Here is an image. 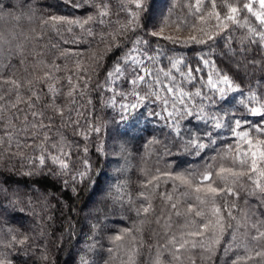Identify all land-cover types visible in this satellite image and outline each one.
<instances>
[{"label":"snow or ice","instance_id":"obj_1","mask_svg":"<svg viewBox=\"0 0 264 264\" xmlns=\"http://www.w3.org/2000/svg\"><path fill=\"white\" fill-rule=\"evenodd\" d=\"M67 3L75 8L88 5L89 14L38 15L33 0H18L21 13L13 17L15 28L0 32V168L14 172L15 163L9 167L6 161L21 162L22 167L26 163L28 170L22 175L55 177L65 188L70 182L90 180L87 143L82 148V170L77 169L80 145L70 141L66 132L71 129L84 141L100 133L98 125L84 120L85 106L80 103L96 80L98 94L111 93V106L119 104L122 112L145 103L161 108L151 114L164 121L161 131L167 129L168 139L154 138L150 145L162 144L169 155L182 146L185 153L200 159L209 150L216 153L203 171L160 173L142 185L151 193L138 194L143 201L136 208L140 224L154 220L165 229L154 264H162V254L171 258L170 264H184L186 255L197 264L198 253L207 254L208 260L219 259L218 250L228 258L225 264H264V0H170L159 18L149 0ZM6 7L11 6L0 4V19ZM25 22H38V28L26 30ZM163 42L186 48L207 45L211 50L198 51L193 63L185 56L168 55ZM66 45L88 47L80 51ZM59 60H70L74 67ZM101 75L103 81L98 80ZM233 101L238 107L226 110L224 106ZM225 130L231 142L225 141L226 147L218 150ZM161 176L173 182V191L158 193L164 207L157 215L152 195ZM0 177H4L0 196L7 199L5 185L19 181H12L4 171ZM190 192L196 194V203ZM19 194L18 188L12 190L13 196ZM108 197L113 206L135 203L123 185L114 186ZM38 199L48 207L47 194ZM173 216L184 221L178 233L172 231ZM135 232L124 228L111 237L116 248H122L127 237L132 239L121 264H136L145 247L146 241L137 240ZM30 241L28 235L19 237L16 230L0 225V247L8 250L0 251V264H14L10 250L31 247ZM94 247L87 246L80 264H94L88 258ZM108 251L118 258L114 248ZM42 259L47 261V255Z\"/></svg>","mask_w":264,"mask_h":264},{"label":"trees","instance_id":"obj_2","mask_svg":"<svg viewBox=\"0 0 264 264\" xmlns=\"http://www.w3.org/2000/svg\"><path fill=\"white\" fill-rule=\"evenodd\" d=\"M154 3V10L157 18L161 12H167L170 0H149ZM2 5H10L3 9L4 18L0 19V32L7 34L12 31L16 22L14 16L21 13V9L16 7L18 0H0ZM34 6L39 14L64 15L69 17H83L89 14L88 5L75 8L67 3V0H33ZM26 10V9H25ZM37 27L38 22L28 25L25 22L26 30L30 27ZM78 31V30H77ZM167 34V33H166ZM167 49L170 51L168 55L185 56L188 60L195 63V57L198 51L209 52L211 49L207 45H196L191 48L173 45L167 42ZM223 40L219 41L223 47ZM65 47L73 48L80 51H86L87 45H81L79 48L75 45H66ZM96 47L95 43L92 45ZM215 47V46H213ZM219 52V49H216ZM117 52L116 55H120ZM116 57L107 61L111 63ZM219 59L218 55L213 56ZM51 59V57H49ZM61 65L67 63L70 68L74 67L72 62L59 60ZM163 63L167 64V59H163ZM61 76L64 73H60ZM260 75L259 72L256 74ZM104 76L98 77L99 81H103ZM94 80L90 85V90L81 100L80 103L85 107L84 120L90 121L98 125L101 129L99 134L93 133L88 141H84L79 135H75L71 129H68L66 136L70 141L80 145L79 156L76 157V168L82 170V159L84 153L83 146L87 143L89 148L87 159L92 165L90 171V180L84 183L71 182L65 188L59 183L55 177L45 176H29L26 177L22 173L28 170V165L21 162L12 161L5 162L7 166L15 163L16 171L8 172L7 167L0 168L5 175H10L12 181L5 185L8 189V198L0 196V225H5L13 230L19 237L28 235L31 238V247L26 246L23 249L10 250V257H14V264H80V257L85 254L88 245H95L93 250L88 253V258L94 264H121V259H127V253L131 250L132 239L127 237L122 242V248H116L112 243L111 237L120 233L122 229L142 228L141 232H135L137 240L146 241L145 247L140 249V255L136 258V264H154L157 255V249L161 243H164V227L157 225L154 220L149 223L145 221L140 224V217L136 215V208L143 202L138 199V194L142 191L151 193V189H144L142 185L153 176L160 173L185 172V171H203L206 161L216 153L207 151L204 159H200L194 155H188L183 151L182 146L171 150V155L167 154L162 144H152L149 142L154 138L164 142L168 139L166 136L167 129L164 128V121L153 116V111L160 112L161 108L152 103H145L136 110L122 112L119 104L112 107L110 99L112 94L105 93L102 97L95 90ZM255 84V80H253ZM247 83L245 88L249 87ZM128 89L125 88V91ZM235 95V94H233ZM92 100V104L88 105V100ZM119 101L120 98L117 97ZM126 102V101H121ZM107 104V106H106ZM226 110H231L238 105L235 101L224 106ZM240 113H237L239 116ZM250 119L258 120V117H250ZM84 121H82L83 123ZM193 123H197L193 121ZM186 129L191 130V125H185ZM223 140L218 141V150L226 147L225 141L228 134L223 131ZM123 146L124 151H121ZM102 151H97V148ZM74 155L76 149H73ZM4 177H0L2 180ZM161 176L159 188L156 194L152 195L153 204L160 214L164 202L160 199L158 193L172 192L173 182ZM123 185L124 191L127 192L132 201L135 203H126L124 205L116 204L113 206L108 197L110 191H114V186ZM75 187L76 191H73ZM19 189V197L12 195V190ZM188 191L181 189V192ZM47 194L46 201L48 207L44 208L43 203L38 199L41 195ZM195 193L190 192V199L195 201ZM96 197L98 200L94 205L89 203ZM31 198V203L29 199ZM128 199V197H126ZM249 201L253 198L248 197ZM243 207V200L240 202ZM253 207H256L253 204ZM91 209V212H88ZM184 209H181L183 211ZM264 211V208L261 209ZM168 213L165 212V215ZM172 231L178 233L184 224L183 219L172 217ZM10 239V234L8 236ZM151 245V248H149ZM114 248L118 258L114 259L108 249ZM0 251H8L0 247ZM163 253V250H161ZM47 255L48 260L42 259ZM207 254L198 253L196 256L197 264H225L227 257L224 256L222 250L217 251V257L211 260L206 259ZM166 254L161 255L162 264H170L171 258ZM175 264V262H171ZM184 264H191L187 255Z\"/></svg>","mask_w":264,"mask_h":264},{"label":"rangeland","instance_id":"obj_3","mask_svg":"<svg viewBox=\"0 0 264 264\" xmlns=\"http://www.w3.org/2000/svg\"><path fill=\"white\" fill-rule=\"evenodd\" d=\"M98 199L96 197H94V199H92V201L89 203L88 207L90 208V205H94V203L97 201ZM91 212V209H88L87 213Z\"/></svg>","mask_w":264,"mask_h":264}]
</instances>
